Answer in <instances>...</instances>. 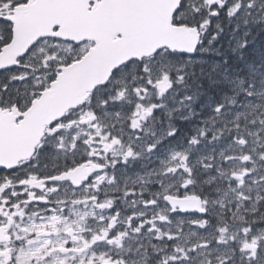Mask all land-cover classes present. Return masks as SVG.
Returning a JSON list of instances; mask_svg holds the SVG:
<instances>
[{
    "label": "snow or ice",
    "instance_id": "6c2138e0",
    "mask_svg": "<svg viewBox=\"0 0 264 264\" xmlns=\"http://www.w3.org/2000/svg\"><path fill=\"white\" fill-rule=\"evenodd\" d=\"M0 264H264V0H0Z\"/></svg>",
    "mask_w": 264,
    "mask_h": 264
}]
</instances>
